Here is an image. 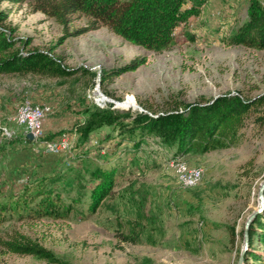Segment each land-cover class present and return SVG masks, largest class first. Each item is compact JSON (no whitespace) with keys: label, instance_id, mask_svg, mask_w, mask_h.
<instances>
[{"label":"rangeland","instance_id":"374dc122","mask_svg":"<svg viewBox=\"0 0 264 264\" xmlns=\"http://www.w3.org/2000/svg\"><path fill=\"white\" fill-rule=\"evenodd\" d=\"M31 1L0 3L13 35L28 39L26 46L17 45L47 52L71 71L0 74V201L13 193L23 203L0 212V264H59L6 250L2 241L18 233L68 264H242L246 250L253 253L246 263L264 264L258 235L251 246L243 238L246 217L263 206L258 187L264 179V103L244 117L235 143L204 152L177 153L154 134L135 148L116 123L88 127L90 113L108 100L118 112H134L147 104L160 110L172 95L196 102L221 93L264 94V48L227 43L249 0H183L173 42L161 49L131 43L106 26L60 40L61 24L32 11ZM86 22L75 14L68 30ZM134 60L137 67L117 75ZM26 101L50 106L43 138L65 139L61 150L24 140L15 117ZM181 163L200 167V182L183 186L175 170ZM98 167L115 169L114 186L90 211ZM44 174L70 207L57 204L51 215L32 207L30 190ZM143 204L151 217L138 225L135 215ZM133 229L136 240L129 237Z\"/></svg>","mask_w":264,"mask_h":264},{"label":"trees","instance_id":"16d2710c","mask_svg":"<svg viewBox=\"0 0 264 264\" xmlns=\"http://www.w3.org/2000/svg\"><path fill=\"white\" fill-rule=\"evenodd\" d=\"M3 1L5 0H0V3ZM8 1L19 3L25 0ZM182 2L183 0H33L30 6L32 11H42L61 24L63 36L60 40L70 34L78 35L90 29L106 26L131 43L148 49H161L173 42V30L180 18ZM75 14L85 15L87 22L83 26L68 30L69 21ZM7 16L8 10L0 8V74L14 72L66 74L71 71L57 63L47 52L36 48L21 49L17 42L26 46L28 39L13 35V28L5 21ZM227 43L264 48V0H249L245 19L227 37ZM132 62L117 69V75L139 65L136 61ZM263 103L264 94L249 98L236 93H221L208 100L196 102H184L172 95L162 100L160 110L147 104L134 112H118L113 108L112 101L108 100L105 107L90 113L88 127L116 123L120 126L123 138L132 140L135 148L146 136L154 134L162 143L174 147L177 153L204 152L235 143L244 117L252 108ZM23 138L25 141H31L24 136ZM114 172V168L98 167L94 170L93 173L98 176L99 181L90 193L88 205L90 211H93L110 193L114 186ZM36 178L35 184L30 185H33L30 190V201L35 200L32 207H36L39 214L51 215L57 204L71 206L69 202L63 204L59 194L53 192L52 186L47 184L45 180L50 178L49 174ZM53 193H56V196ZM138 193L141 196L140 200H144L142 190ZM12 194L0 201L1 213L9 208L19 210L18 206L23 204L19 195ZM57 199L61 202L58 203ZM25 209L26 213H30L31 206ZM135 216L138 225L141 220H149L151 217L145 214L144 204L137 210ZM262 218L264 220V188L262 209L253 216L246 228L248 246H251L253 237L258 235L262 244V252L259 255L264 258ZM255 225L260 227L262 232ZM132 231L130 239H138L140 236L137 230ZM2 244L10 252L30 254L49 262L68 264L66 260L54 255L49 249L22 233L3 240ZM252 255V252L244 251L245 263L242 264H248L246 262Z\"/></svg>","mask_w":264,"mask_h":264},{"label":"built area","instance_id":"2783aa9c","mask_svg":"<svg viewBox=\"0 0 264 264\" xmlns=\"http://www.w3.org/2000/svg\"><path fill=\"white\" fill-rule=\"evenodd\" d=\"M27 109H29V117L27 119V125L21 126L23 130L22 135L26 137V132L31 131L33 133V139L31 141L37 140L46 151L56 152L61 150L62 144H65V139L57 142L43 138L42 125L46 115L51 112L50 106L27 101ZM202 174L200 171H192L190 175H184V178H197Z\"/></svg>","mask_w":264,"mask_h":264},{"label":"bare ground","instance_id":"6f19581e","mask_svg":"<svg viewBox=\"0 0 264 264\" xmlns=\"http://www.w3.org/2000/svg\"><path fill=\"white\" fill-rule=\"evenodd\" d=\"M127 101L129 103L133 104V100L131 98H128ZM27 102V101H26ZM22 103L17 110L15 120L16 122L22 126L27 125V119L29 117V109H27V103ZM177 163V162H176ZM175 170L178 181L184 186H192L200 182V180L203 177V174L200 175L197 178H191L186 179L184 178V175H190L192 171H200V173H203V170L200 167H185L182 163L181 164H175Z\"/></svg>","mask_w":264,"mask_h":264},{"label":"water","instance_id":"95a60500","mask_svg":"<svg viewBox=\"0 0 264 264\" xmlns=\"http://www.w3.org/2000/svg\"><path fill=\"white\" fill-rule=\"evenodd\" d=\"M26 137L29 139H33V133L31 131H27L26 132ZM263 188H264V179L260 182L259 187H258V205L259 207L262 206L263 204ZM258 207L253 210L245 219L244 221V225H243V238H244V242L246 240V228L248 226L249 221L251 220V218L253 217L254 213L257 211Z\"/></svg>","mask_w":264,"mask_h":264},{"label":"crops","instance_id":"0c3cea01","mask_svg":"<svg viewBox=\"0 0 264 264\" xmlns=\"http://www.w3.org/2000/svg\"><path fill=\"white\" fill-rule=\"evenodd\" d=\"M43 126L45 129H48L50 127L49 124L46 122V120L44 121Z\"/></svg>","mask_w":264,"mask_h":264}]
</instances>
